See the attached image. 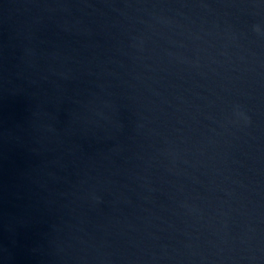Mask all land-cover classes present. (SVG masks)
Here are the masks:
<instances>
[{"label":"water","instance_id":"obj_1","mask_svg":"<svg viewBox=\"0 0 264 264\" xmlns=\"http://www.w3.org/2000/svg\"><path fill=\"white\" fill-rule=\"evenodd\" d=\"M0 264H264V0H0Z\"/></svg>","mask_w":264,"mask_h":264}]
</instances>
